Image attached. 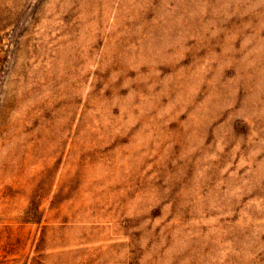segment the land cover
Listing matches in <instances>:
<instances>
[{"label": "rangeland", "instance_id": "1", "mask_svg": "<svg viewBox=\"0 0 264 264\" xmlns=\"http://www.w3.org/2000/svg\"><path fill=\"white\" fill-rule=\"evenodd\" d=\"M0 264H264V0H0Z\"/></svg>", "mask_w": 264, "mask_h": 264}]
</instances>
